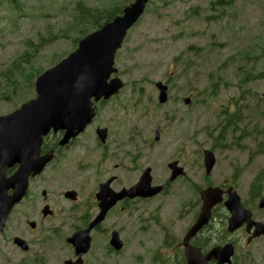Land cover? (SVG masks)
<instances>
[{
	"label": "rangeland",
	"instance_id": "1",
	"mask_svg": "<svg viewBox=\"0 0 264 264\" xmlns=\"http://www.w3.org/2000/svg\"><path fill=\"white\" fill-rule=\"evenodd\" d=\"M15 1L0 0V116L33 99L36 77L95 31L89 24L80 25L78 5L112 12L134 0ZM114 67L123 88L100 112L110 128V149L117 155L111 164L127 163L120 148L133 152L122 139L135 127L144 140V146L139 145L143 165L153 167L155 185L167 182L171 160H180L186 168L187 179L170 186V199L187 198L180 203L194 205L191 183L202 188L231 180L254 219L264 223V210L249 195L254 178L264 177V0H149L117 51ZM158 82L168 87L163 105L157 102ZM154 130L160 137L152 145ZM204 150L212 151L216 161L207 177ZM177 204L155 201V247L164 233L171 240L188 223L169 212ZM20 212L19 207L11 213L0 234V264H35L32 260L38 257L40 264H57L71 257L53 232L50 245L39 252L16 250L9 239L16 221H22ZM152 229L145 221L137 246L119 255L91 259L92 249L88 264H153ZM68 231L63 230L64 236ZM238 239L230 264H264V237L250 244L243 233ZM162 263L167 260L155 256V264ZM170 264L179 262L171 259Z\"/></svg>",
	"mask_w": 264,
	"mask_h": 264
},
{
	"label": "flooded vegetation",
	"instance_id": "2",
	"mask_svg": "<svg viewBox=\"0 0 264 264\" xmlns=\"http://www.w3.org/2000/svg\"><path fill=\"white\" fill-rule=\"evenodd\" d=\"M153 99L155 100V94ZM101 104L95 107V116L90 124L66 144H60L64 134L62 131L56 133L50 131L43 138L39 157L49 160L39 174L28 178L23 199L13 207L9 214L10 216L19 207L21 208L19 215L22 221L20 219L16 221L18 226L14 228V234L9 242L14 245V238L23 240L29 248L25 253L33 248L39 252L41 246H49L51 243L49 233L53 232V235L63 241L66 248L72 252L71 257L65 260L76 259L73 248L66 243V239L76 232L87 229L98 217L101 200L109 203L114 201L112 196L135 188L148 168L151 169L150 188L155 189V186H158L155 185L154 175H152L153 167L143 165V150L139 151V145L144 146V140L135 127L130 131L129 136L125 135L122 139L124 147L132 146L134 149L133 152H129L120 148L121 158L127 163L119 161L118 164H111L112 157L116 159L117 155H114L110 149V128L106 124L107 120H101ZM152 145H155V130ZM169 163H177V167L182 168L185 175L159 185L161 186L160 193L152 197L116 198L118 200L110 206L101 222L89 233L90 249L82 257L84 264H88V255L92 249L94 253L91 259H105L113 254L119 255L125 248L129 250V246L136 247L138 237L141 235L142 224L145 221L151 222L153 228V241H151L153 264H155V256L162 260L166 259V264H170L171 259L178 260L179 264H185L184 240L200 213L202 203L199 195L208 187L219 189L222 201L211 210L208 224L189 240L188 245L206 254L213 248L231 244L235 255L239 246L240 233H243L245 238L248 235L245 227L232 233L228 231L230 214L225 207V201L229 192L237 193L234 184L231 180H225L219 185L205 184L200 188L197 183H191L190 189L197 197L194 205L190 202L181 204L180 201L187 200V198L170 199V186L186 180L187 171L178 159H173ZM15 170L16 167L8 175ZM205 176L207 177L206 174ZM158 199H161V202H178L177 206L169 212L177 221L188 219V223L180 232L177 231V236L171 240L164 233L157 242L158 246L155 247V223L158 222L156 215L158 208L155 206V201ZM159 210L164 211L162 208ZM69 228L71 231H68ZM63 230L68 231L67 236H64ZM112 232L117 233L121 243L119 252H115L109 245ZM146 243L148 244L147 240ZM14 248L20 251L15 245ZM65 260L57 264H62ZM40 261L41 257L32 260L35 264H40Z\"/></svg>",
	"mask_w": 264,
	"mask_h": 264
},
{
	"label": "water",
	"instance_id": "3",
	"mask_svg": "<svg viewBox=\"0 0 264 264\" xmlns=\"http://www.w3.org/2000/svg\"><path fill=\"white\" fill-rule=\"evenodd\" d=\"M148 1L134 0L121 14L80 39L72 53L36 77L35 98L12 113L0 116V232L11 209L24 197L28 178L39 174L49 160L39 157L43 137L51 130L54 133L62 131L64 134L60 144H66L90 124L95 114L94 103L107 101L123 87L118 77H112L117 73L114 68L115 53L120 49L128 30L143 14ZM155 87L159 93L158 102L162 105L167 101V87L160 82ZM183 102L189 104V98H185ZM158 140L159 134L155 133V141ZM214 163L213 153L205 150L203 164L207 175ZM14 167V173L7 176V171ZM168 169L171 171L170 181L185 175L183 169L177 167V163L168 164ZM150 183V169H147L135 188L112 196L114 201L109 203L101 200V212L97 219L86 230L77 232L66 240L78 256L77 260H68L63 264H83L81 256L90 246L89 232L101 222L110 206L123 197L149 198L158 194L161 188L151 189ZM221 196L217 188L201 191L200 213L184 240L186 264H208L211 261L216 262L215 264H230L234 254L231 244L213 248L206 255L188 245L189 240L208 224L211 209L221 202ZM225 207L230 214L229 232H235L244 225L246 232L250 234L253 228L246 244L264 236V224L251 220V213L243 207L235 192L228 193ZM258 208L264 209V197L259 200ZM14 244L22 251L28 250L25 242L18 238L14 240ZM110 245L116 251L121 249L115 232L111 235Z\"/></svg>",
	"mask_w": 264,
	"mask_h": 264
},
{
	"label": "trees",
	"instance_id": "4",
	"mask_svg": "<svg viewBox=\"0 0 264 264\" xmlns=\"http://www.w3.org/2000/svg\"><path fill=\"white\" fill-rule=\"evenodd\" d=\"M15 3V0H11ZM78 16L80 19V25L86 24L90 25L93 30H96L101 27L104 23L110 21L115 15L120 13V9L116 8L112 12H106L105 10L98 11V10H91L85 7L84 5H78ZM84 32V31H83ZM87 33V32H86ZM86 33H82L85 34ZM234 118V116L232 117ZM232 121L229 120V123ZM263 176L258 175L251 184L250 196L253 200L258 199L261 196L262 187H263Z\"/></svg>",
	"mask_w": 264,
	"mask_h": 264
}]
</instances>
